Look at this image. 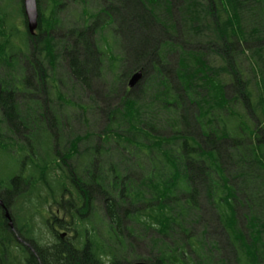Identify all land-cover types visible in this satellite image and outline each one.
<instances>
[{"label": "trees", "instance_id": "1", "mask_svg": "<svg viewBox=\"0 0 264 264\" xmlns=\"http://www.w3.org/2000/svg\"><path fill=\"white\" fill-rule=\"evenodd\" d=\"M46 1L32 35L23 0H0V200L21 240L7 260L0 214V264H27L25 243L44 258L18 209L70 220L83 250L65 264H264V0Z\"/></svg>", "mask_w": 264, "mask_h": 264}, {"label": "rangeland", "instance_id": "2", "mask_svg": "<svg viewBox=\"0 0 264 264\" xmlns=\"http://www.w3.org/2000/svg\"><path fill=\"white\" fill-rule=\"evenodd\" d=\"M48 1L46 0H41V5L43 7V9H45V7L47 6ZM93 3H102V5H106L108 2L104 0H94ZM92 3V4H93ZM65 14V13H64ZM40 15V14H39ZM66 15V14H65ZM117 27L120 26V24H116ZM146 32V31H144ZM64 34V30H60V32H58L57 34H55L56 38L61 37ZM65 36V34H64ZM124 41V40H123ZM74 43V40L73 42ZM64 45H66V43L64 42ZM62 52V50L60 51ZM64 54L61 55V63L64 66L63 68H66V60H64ZM169 64L173 67L175 66V59L174 57H170L168 58ZM27 63H24V66ZM67 69V68H66ZM28 71H30V67L28 65ZM33 73V72H32ZM106 76L107 78L110 77V74L106 71ZM145 77V75H144ZM144 77L142 79V81L140 83H138V85H141L144 81ZM34 78V77H33ZM131 78V77H130ZM130 78L128 79L130 81ZM35 80V78H34ZM128 81V82H129ZM137 85V86H138ZM136 86V87H137ZM94 90L99 91V90H103V87L100 84V81L95 80L94 82ZM134 87V88H136ZM232 94V92H230ZM99 96V95H98ZM100 98H102V95L99 96ZM0 175L3 176L5 174L4 170H7L8 168L10 169L13 166V163L10 159V157H8L7 155H1L0 156ZM7 180V178H6ZM199 205L201 208L200 214H201V222H198L197 227L201 228V226H203V224H206L208 226V238L209 239H215L217 240V242L220 244V246L223 248V251L221 252V255L225 256L226 258H230L232 256V250L230 248V246H225L224 245V240L227 241V235L222 232V226L219 224V222H217L214 218V209L212 207V205H210V203L208 202V200H206V196L204 194H199ZM18 208V207H17ZM12 212V210H11ZM14 214H16V212H14ZM248 214V210L245 208V206L241 205L237 208V216H238V221L241 227H243L245 229V223H246V215ZM51 216V213H49V211H42V212H33V210H27V209H18V215H17V221L16 223H18L19 226L22 225H29L30 227H32L33 225L38 226V228L40 227L41 229L39 230L38 234L35 235V237L37 239H40L41 241L44 242L46 241L47 237L50 238L49 232L47 230V223H48V219ZM29 217V219H28ZM243 231L245 232L246 230ZM147 236H145L144 238L141 239V242H136V250H135V254L133 253L134 258H137V256L142 257V258H147V256L150 255V247L148 242H146ZM18 253V251H16ZM125 254H127V256L129 255V251L126 250Z\"/></svg>", "mask_w": 264, "mask_h": 264}, {"label": "flooded vegetation", "instance_id": "3", "mask_svg": "<svg viewBox=\"0 0 264 264\" xmlns=\"http://www.w3.org/2000/svg\"><path fill=\"white\" fill-rule=\"evenodd\" d=\"M0 207L2 209L0 211V214L3 217V220L6 224L7 227L6 229L11 233V236L15 241L11 243V248L14 249L15 251H12V253L11 251L10 252L6 251V255H5L6 259L10 261L12 260L13 255L15 257L16 251L18 250V245H19L18 243L21 240L16 232L15 221L11 213V210L4 206L2 200H0ZM7 211L10 213L11 220L14 222V227L10 226V219L7 218L6 216ZM50 213L51 215L53 214L61 215L63 212L55 211ZM69 222L70 220L67 218L59 217L55 219V218H51V216L49 217L47 223L48 225L47 230L49 232L50 238L47 237L46 241L44 242V246H45L44 258L43 259H41L40 257L37 258L39 264H54V263L65 264L67 255L73 254V252L78 254L82 253L83 248H76L72 243V241L77 237L74 228L62 226V224H66ZM34 244L36 245L35 242ZM13 245L16 247L13 248ZM23 248L28 254V259L26 258L25 262L27 264H38L33 258H31L32 255L33 256L37 255V251L34 249V247L30 243H25L23 244ZM123 262L124 264H129L128 260H124ZM108 264H113V263L110 262Z\"/></svg>", "mask_w": 264, "mask_h": 264}, {"label": "water", "instance_id": "4", "mask_svg": "<svg viewBox=\"0 0 264 264\" xmlns=\"http://www.w3.org/2000/svg\"><path fill=\"white\" fill-rule=\"evenodd\" d=\"M24 14L27 20V26L29 32L34 35L38 29L39 25V9H38V0H23ZM144 77V71L139 70L135 72L129 81V88L134 89L142 81ZM7 218L10 219V226L14 227V222L11 220L10 213L7 211ZM134 264H152L147 261H137Z\"/></svg>", "mask_w": 264, "mask_h": 264}]
</instances>
